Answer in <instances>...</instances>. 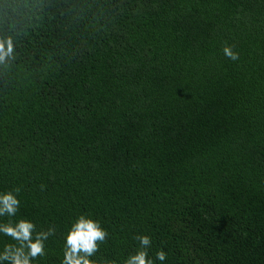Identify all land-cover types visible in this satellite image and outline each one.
<instances>
[{
	"label": "trees",
	"instance_id": "1",
	"mask_svg": "<svg viewBox=\"0 0 264 264\" xmlns=\"http://www.w3.org/2000/svg\"><path fill=\"white\" fill-rule=\"evenodd\" d=\"M0 52V223L53 229L30 264L81 215L105 264L139 236L153 264H264V0H0Z\"/></svg>",
	"mask_w": 264,
	"mask_h": 264
},
{
	"label": "clouds",
	"instance_id": "2",
	"mask_svg": "<svg viewBox=\"0 0 264 264\" xmlns=\"http://www.w3.org/2000/svg\"><path fill=\"white\" fill-rule=\"evenodd\" d=\"M8 51H10V46ZM5 53L0 52V57ZM225 55L235 59V55L230 50L225 49ZM12 191L0 192V217L11 218L17 211L19 204ZM34 225L27 219H20L13 222L0 223V234L11 237L16 241V245H5L0 250V264H30L37 255H44L43 241L52 234L50 227L47 231H40L33 234ZM106 232L101 228L97 220L91 217L78 216L73 220L64 234L63 258L61 264H105L104 261L90 259L97 250V242H102ZM139 246L135 254L129 255L123 264H153L144 250L149 244L147 236H139ZM165 258L163 251L156 253V259L163 261ZM112 264V262H107Z\"/></svg>",
	"mask_w": 264,
	"mask_h": 264
}]
</instances>
